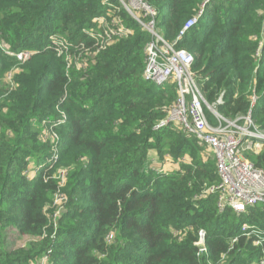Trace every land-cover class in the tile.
Returning <instances> with one entry per match:
<instances>
[{"label":"trees","instance_id":"trees-1","mask_svg":"<svg viewBox=\"0 0 264 264\" xmlns=\"http://www.w3.org/2000/svg\"><path fill=\"white\" fill-rule=\"evenodd\" d=\"M146 1L162 36L193 55L207 103L264 130V0ZM107 9L0 0V264H264V240L240 235L245 222L264 229V205L218 209L214 158L177 123L158 126L177 89L144 79L148 32L122 10L126 36L96 50L86 33ZM22 50L33 53L20 63ZM150 152L177 167L160 170ZM16 235L25 243L8 247Z\"/></svg>","mask_w":264,"mask_h":264},{"label":"built area","instance_id":"built-area-1","mask_svg":"<svg viewBox=\"0 0 264 264\" xmlns=\"http://www.w3.org/2000/svg\"><path fill=\"white\" fill-rule=\"evenodd\" d=\"M101 4L108 9L93 17L94 28L86 30V33L94 40L96 50L104 49L117 38L126 36L131 29L121 19L122 10L148 32L150 39L145 46L144 79L157 85L174 82L177 89L175 101L158 126L170 121L177 123L197 139L198 144L204 148V157L214 158L218 181L209 186L208 193H216L218 209L229 207L237 213H247L258 204L264 205V160L258 164L241 153L247 150L255 158L261 156L264 152V130L252 122L249 112L230 119L207 103L191 70L193 55L185 49L177 48L174 42L162 36L156 25L157 11L146 0H101ZM200 14L201 10L184 22L177 38L197 22ZM49 39L56 44L58 54L66 48L65 42L60 41L56 34H51ZM32 53L30 50H22L12 54L21 63ZM74 63L77 68L82 66L77 58H74ZM7 78H11V72ZM254 100L253 97L252 103ZM221 102V98H218V103ZM50 136L56 137V134L52 131L43 134V138ZM55 198L56 203H59L63 197L57 195ZM263 232L264 229L254 224L245 222L240 226V235L250 238L256 247L264 240ZM204 235L202 229L198 231L195 244L199 252L206 250ZM236 239L232 237L231 241ZM259 264H263V261L260 260Z\"/></svg>","mask_w":264,"mask_h":264},{"label":"rangeland","instance_id":"rangeland-1","mask_svg":"<svg viewBox=\"0 0 264 264\" xmlns=\"http://www.w3.org/2000/svg\"><path fill=\"white\" fill-rule=\"evenodd\" d=\"M160 31V30H159ZM182 49V48H181ZM187 51V50H186ZM14 68V66L12 67V69ZM11 69V68H10ZM206 112H207V110H206ZM241 153L242 154H244L246 157H248L250 160H252V161H255V155L254 154H252V153H250L249 151H247V150H242L241 151ZM165 160V161H164ZM163 160V162H161V165H163V164H165V165H163V167H165V170L166 169H170L171 168V163H173V161H172V159L169 157L168 159H164ZM166 163H168V164H166ZM31 166H33V165H31ZM160 166V165H159ZM31 168H33V167H31ZM160 169V168H159ZM160 170H162V169H160ZM171 170V169H170ZM170 170H167V171H170ZM27 172V175L28 174H30V175H33L34 173H31V170L30 169H28V171H26ZM53 203H56V198H54L53 199ZM260 205H263V204H260ZM11 233V232H10ZM9 233V234H10ZM25 240H26V237L25 236H15L14 238H13V240L12 239H7V243H8V247H15V246H21L22 244H24L25 243Z\"/></svg>","mask_w":264,"mask_h":264},{"label":"crops","instance_id":"crops-1","mask_svg":"<svg viewBox=\"0 0 264 264\" xmlns=\"http://www.w3.org/2000/svg\"><path fill=\"white\" fill-rule=\"evenodd\" d=\"M149 158L152 159V162L155 163L156 167H159V165H160V169H162L163 171H167V170H170V169L174 170L177 167V164L173 162V163H171V168L165 170V167H163V165H165V164L161 165L160 162H156L157 156H156L155 153H152V152L149 153ZM166 164H168V163H166Z\"/></svg>","mask_w":264,"mask_h":264}]
</instances>
